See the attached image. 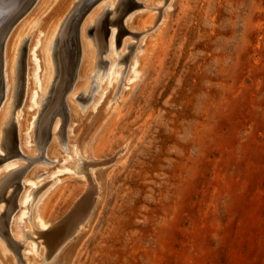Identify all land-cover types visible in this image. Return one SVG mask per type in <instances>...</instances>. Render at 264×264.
<instances>
[{
  "label": "rangeland",
  "instance_id": "1",
  "mask_svg": "<svg viewBox=\"0 0 264 264\" xmlns=\"http://www.w3.org/2000/svg\"><path fill=\"white\" fill-rule=\"evenodd\" d=\"M129 8L133 13L138 10L132 3ZM91 9H85L87 13L78 23L79 47L93 48L99 59L94 57L93 71L85 79L86 91H79L76 97L83 92L86 97L94 94L92 84H99L109 63L106 50L98 55L91 24L83 36L80 34L81 24ZM167 9L166 16L152 25L151 31L161 24L160 34L141 79L123 107L107 116L95 136L90 158L99 165L93 169L92 183L104 193L101 203L98 195L92 210L83 217L75 211L87 207L90 191L96 189L83 172L57 184L44 203L49 223L45 238L38 241L28 231L22 236L27 240H18L9 232L11 217L19 210L18 199L27 186L22 177L33 166L21 156L28 157L21 150L24 140L19 131L24 105L30 97L26 94H30L31 85L28 41L43 15L34 12L21 24L19 36L13 40L21 37L14 51L17 61L11 66V81L15 84L12 91L22 83L21 97L17 102L11 91L0 124L4 127L7 121L14 127L21 155L6 158L7 144L2 142L0 155L4 156L0 166H28L18 177L17 189L13 191L14 185H10L12 188H6L3 195L7 199H0V213L4 212L0 218L8 213L4 227L8 235L0 234V264H23V247L31 241L37 245L43 242L48 252L46 259L42 257V264H264V0H171ZM110 18L108 14L104 19L105 30L112 28L107 21ZM31 21L34 22L29 24ZM126 27H114L117 55L118 43L125 37L130 40L115 67V71L121 70L118 86H122L120 82L129 68L133 47L142 37L137 30ZM44 32L38 48L42 62L40 82L44 86L38 91L40 99L45 90V73L49 81L47 63L54 74L56 67L53 40L47 49L44 42L48 32ZM21 48L22 65L18 63ZM79 59L81 63L80 55ZM78 79L77 82L82 80L80 76ZM76 97L75 104L84 115L87 106ZM51 134L48 144L56 141L59 154L65 155L68 141L62 142L58 134ZM35 136L34 127L29 137L34 148L32 155L36 156L39 151ZM129 136L136 140L127 161L110 168L112 164L105 162ZM52 159L47 157L48 161L37 163V180L51 176V170L60 162ZM54 181L47 178L31 190L32 200L26 212L29 221L38 192ZM11 204L13 209L9 210ZM75 213L78 219L74 218ZM69 218L74 222L84 218L85 225L53 251L54 230H63L71 223Z\"/></svg>",
  "mask_w": 264,
  "mask_h": 264
},
{
  "label": "bare ground",
  "instance_id": "2",
  "mask_svg": "<svg viewBox=\"0 0 264 264\" xmlns=\"http://www.w3.org/2000/svg\"><path fill=\"white\" fill-rule=\"evenodd\" d=\"M137 1L135 0H0V124L2 122L1 119L4 115L3 113H5L4 110L2 112L3 106L6 103L9 104L8 98L9 95L11 94L12 84H13L11 81V66L13 63L17 61L14 56L15 55L14 51L17 48V45L20 43L21 37L20 38L17 37L19 38V40L17 39L16 42H14L13 40L16 38V36H19L17 35V33L18 31H20L19 29L21 24L29 20V18L32 17L31 15H33L34 12H38V13L40 12L43 15L42 16L43 18L40 17L42 18L41 20H39L40 18L39 19L37 18L39 20L37 24V28L36 30L34 29L35 30L34 35H33L34 31L31 33L33 35L30 38L31 41H28V43L31 42L30 46L28 45L29 57L31 58L30 60L31 75L29 76L30 78H28V81L29 79H31V85L29 88L30 94H28V92L26 94L27 96L29 95L30 97H28L29 102L25 100L27 103L26 105H24L26 106V108L24 109L25 114H23L24 115L23 118L21 114H19L21 116L22 122L21 123L20 121L18 122L20 123L19 132H21L23 136L22 141L24 140V148H21V150L23 151V153L27 154L28 157H25L20 153L18 155L19 156L21 155L24 159H27L28 164L32 163L33 166L29 170H27L24 176L22 175L23 182L27 186L25 187L23 193L18 199L19 200L18 203L20 204L17 205V207L19 206L18 212L14 213L13 215L11 214L12 215L10 220L11 231L9 232L10 234L12 233L16 239L18 240L21 239L23 236V232L25 231H28L31 237L32 235H34L35 236L34 239H37V241L38 238L40 240V237H44V230L48 227V223H49V221L47 220L44 214V203L48 201L51 191L55 188L57 184H60L67 178H71L75 176L78 172H83L85 175H87L86 177H88L89 183H91L92 186H94V188L98 185V184L97 185L93 184L92 182L94 179L93 176L95 174V171H93V169L95 168L96 165L98 166L99 163L93 161L90 158L92 147L94 148L93 145L95 143L94 142L95 136L98 130L101 128L102 123L105 122L107 116L112 113L118 112L123 107L126 99L131 95V93L137 86L139 80L141 79V76L144 73L146 67L145 65L147 64V59L152 53L154 47L156 46L157 39L160 34L159 30L161 24H159V26H157L156 28H154V30L151 31L152 25H157V22L161 21L162 18L166 16V12L168 10L167 8L170 6L171 0H139L140 2ZM131 3L134 6H136V8H138V10H135L134 13L130 12L131 10L129 11L130 9L129 6ZM86 7H88L87 11H89V9L91 8L92 9L90 10L88 16L85 19L83 18L84 21L81 24L80 34L81 36H83L85 34L87 26L91 24L90 28L93 29V35H92L94 41L93 43L97 47L98 55H100L103 50H106V52L108 53L107 56L109 60L108 66L105 70V74L102 80L98 82L99 84L97 83L92 84L91 88L94 89L95 92L90 97H86L87 95L83 96L84 92L86 91L85 89L87 88V83H86L87 81L85 82V79L88 78L89 73L93 68V65H95L94 57L96 55L93 48L91 50L88 49L84 50L83 47H79V38H78L79 37L78 23L80 19L84 15H86L87 12L81 16L82 11ZM158 10L159 12L157 14L156 11ZM128 13L130 14L127 16ZM108 14L110 15L111 18L108 19L107 21L112 28L109 27L111 28L110 30L109 29L105 30L103 28V24H104V19H106ZM37 19L35 20L33 18V20L35 21H37ZM32 22L34 21H31V23L29 24H32ZM124 25H126L130 29V31L137 30L142 35V37L137 45H135L136 43H133L135 46L133 47L134 52L130 55L129 68L128 70L126 69V73L124 74L123 81L120 82L122 86H118V84L116 85V81H118L119 79L118 75L119 72H121V70L115 71V67H117L118 64L117 62H121L119 61L121 57L119 56L120 52L125 49L128 41L130 40L125 37L123 40H121L118 43L117 47H119V54L117 55L115 51L116 49L115 46L117 45L115 43L117 37L116 36L117 29L114 27L116 26L123 27ZM44 31L48 32V36L44 42V44H46V47L48 46L47 49L50 48L49 46L51 45L53 40V45L51 48L53 54L55 55L54 60L56 61V67L54 74V70L53 73L51 70L52 66L50 67V64L47 63V61L49 60L46 61L47 66H49L48 68L46 66L47 68L46 71L48 70L47 77L49 81L48 80L46 81L47 78L45 76L46 75L45 73V75L42 78L46 82L45 83L43 81L45 83V90L41 94L43 96L40 99V94L38 91L40 90V86L43 85H41L40 82L41 76L39 75L40 63L42 62H39L41 60L38 59L39 58L38 56L40 54L38 48L43 40L42 38L44 36L43 35ZM26 35L28 34L26 33ZM23 37L24 36H22V38ZM105 38H107L108 41H105ZM13 42L15 44H13ZM80 49H82V51ZM22 54H23V50L21 48V55L18 58V63L21 60ZM79 55L81 57V63H80ZM126 55L127 54H125V56ZM96 57L97 59H99V56ZM12 72H13V67H12ZM17 75H18V70H17ZM79 76L82 78V80L77 82L79 80L78 79ZM95 78L97 79V77ZM48 87H50L49 90ZM18 90L19 89L16 88L15 92L12 91V93H14L16 97ZM79 91H84L83 95L76 97V94ZM38 97L40 99L39 101L42 104V107H40L41 105L39 106L40 103L37 104ZM75 97L78 98L80 101L84 103V105L87 106L85 114L84 115L82 114L83 116L81 115L75 104ZM25 99H27L26 96ZM17 117L19 118L18 115L16 116V118ZM65 125H66V129L64 128ZM10 126L11 124L6 121L5 126L0 127V145L2 142L6 143L7 148L10 147V143H8L9 141L7 140V135L9 136ZM34 127L36 133L35 141L39 151L38 155L36 156L32 155L34 154V148L29 137L30 132H32V128ZM51 132L58 134L62 142L63 140L68 141L67 144H65V146L67 145L66 146L67 150L65 155L61 156V154H59L58 144L56 143V141L53 142L52 140L53 143L48 144L50 139L49 137L50 135H52ZM66 133L68 134V136L66 135ZM135 140L136 138L134 136H129V138L122 144V146L115 153V155L109 158L105 162V164L106 163L112 164L110 168L114 167V165H120V166L124 165V163L127 161L129 157L130 152L133 150L135 146ZM9 157L7 155L6 158ZM47 157L51 159L55 158L57 161L58 160L60 161L59 164L54 166L55 168L51 170L50 172L51 176L47 177L53 179V181L55 179L56 180L50 185H46L41 191L38 192L39 194L37 196V199L33 201L35 203H33L34 206L32 208L33 209L32 219L29 221L26 217L27 216L26 212L28 210L27 204L29 203V201L32 200L33 194L30 196V192L33 188L37 187L45 179H47L44 178L43 180H37V178L35 177V171L37 170L36 165L39 161H48L49 159L47 160ZM102 163L104 164V162ZM11 165L9 168L5 167L6 169H4L3 166H0V199L1 200H2L3 190L4 192H6L8 189H10L8 187L11 185L10 183L13 181V179L18 178L19 175H21L22 172L26 170L28 166L23 164H22L23 166H20L21 164L19 165V163H17V166L16 165L11 166ZM6 188L8 189L6 190ZM98 189L97 187L96 189L93 188L91 189L90 191L91 193L89 194L91 195V199L89 200V203L86 208L83 207L84 209L82 210L80 209L75 210L78 213V216L80 214V217H83L85 213L92 210L95 202L97 201L98 195H99L98 200L101 203L104 193L98 192ZM78 203L80 205V202ZM42 204L43 206H41ZM1 210H2V205L0 204V211ZM2 213L4 215L3 211ZM7 214L8 213H6V215ZM6 215L4 216V218L6 217ZM76 215L77 214L75 213V216ZM75 216L74 218H77V216L76 217ZM71 218L74 219L73 217ZM77 219L75 222L72 220L73 221L72 222L71 219L69 218V221L71 223L69 222L70 224L64 227L63 230H60L61 228L60 229L55 228L54 230L53 228L55 233L54 236L56 238L54 241V245L52 247L53 251H55L60 244L66 242L68 238L72 237L73 234L76 233V231L81 230V228L84 227L86 220L83 218L77 221ZM67 221L68 219L66 220V222ZM58 225H56L57 228ZM8 237H10V235ZM23 238L21 240H23ZM24 239L27 240L26 238ZM30 239L33 240L32 238ZM42 239L43 238H41V240ZM46 241L48 240L46 239ZM31 242L25 243L23 247V255H21L24 257L23 264H42V257L44 258L45 256L46 259L47 256L46 253L48 252H46L45 246H43L42 244L43 242H38V245H41L40 247H38L36 241L32 243ZM21 256H19L20 259ZM39 258H41V260ZM20 259L18 260L20 261ZM3 264H8V263L5 262Z\"/></svg>",
  "mask_w": 264,
  "mask_h": 264
},
{
  "label": "water",
  "instance_id": "3",
  "mask_svg": "<svg viewBox=\"0 0 264 264\" xmlns=\"http://www.w3.org/2000/svg\"><path fill=\"white\" fill-rule=\"evenodd\" d=\"M86 8H88V7H86ZM86 8H84V10L82 11L81 16L85 13ZM102 62L105 63L106 61L102 60ZM20 63L22 65V56H21ZM18 78L19 79L21 78V74L19 72H18ZM21 85H22V83H19L20 88L17 91V102L21 97ZM9 143H10V147L5 150V154H7L8 157L19 154V151L17 149V140L15 137V129L13 126H10V128H9ZM2 157L3 156L1 155L0 158H2ZM10 184L14 185L13 191H15L17 189V187L19 186L18 185V178H14ZM3 195H4V190L2 192V199L6 200L7 198L3 197ZM14 199H15V197L12 198V201H14ZM12 209H13V204H11L9 207V210H12ZM1 214H2V212L0 213V216H1ZM6 223H7V217L0 218V234L1 235H4L7 232L6 229L4 228L6 226ZM9 245H11V244L9 243ZM11 246L15 247L14 245H11Z\"/></svg>",
  "mask_w": 264,
  "mask_h": 264
}]
</instances>
